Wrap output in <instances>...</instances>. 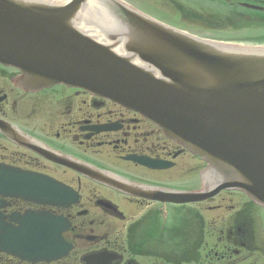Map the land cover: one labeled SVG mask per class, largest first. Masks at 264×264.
Masks as SVG:
<instances>
[{
	"label": "flooded vegetation",
	"instance_id": "af4514ba",
	"mask_svg": "<svg viewBox=\"0 0 264 264\" xmlns=\"http://www.w3.org/2000/svg\"><path fill=\"white\" fill-rule=\"evenodd\" d=\"M163 1L212 22L264 24V0ZM19 75L0 64V222L36 232L5 242L43 245L51 215L63 244L59 257L28 259L0 240V264H264V208L238 191L208 195L207 164L157 123L83 89L27 91ZM34 176L65 187L58 205L3 193L8 181L31 191ZM184 194L199 197L171 201ZM32 214L41 220L24 224Z\"/></svg>",
	"mask_w": 264,
	"mask_h": 264
},
{
	"label": "water",
	"instance_id": "95a60500",
	"mask_svg": "<svg viewBox=\"0 0 264 264\" xmlns=\"http://www.w3.org/2000/svg\"><path fill=\"white\" fill-rule=\"evenodd\" d=\"M0 64L17 69L16 83L27 91L64 85L143 114L207 164L208 195L238 191L264 208V47L200 37L122 0H0ZM24 183L15 190L8 181L3 193L58 205L65 190L45 177L27 180L29 192ZM30 217L41 220L32 214L24 224ZM44 219L41 246L5 242L36 231L0 222L8 252L59 257L60 220Z\"/></svg>",
	"mask_w": 264,
	"mask_h": 264
},
{
	"label": "rangeland",
	"instance_id": "374dc122",
	"mask_svg": "<svg viewBox=\"0 0 264 264\" xmlns=\"http://www.w3.org/2000/svg\"><path fill=\"white\" fill-rule=\"evenodd\" d=\"M150 16L188 33L233 45L264 47V24L208 21L206 14L175 7L163 0H124ZM204 14V15H202Z\"/></svg>",
	"mask_w": 264,
	"mask_h": 264
}]
</instances>
